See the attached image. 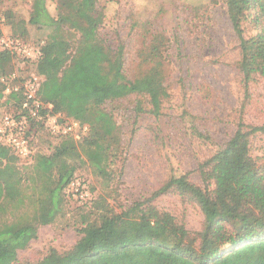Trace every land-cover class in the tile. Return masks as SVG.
<instances>
[{"label": "trees", "instance_id": "16d2710c", "mask_svg": "<svg viewBox=\"0 0 264 264\" xmlns=\"http://www.w3.org/2000/svg\"><path fill=\"white\" fill-rule=\"evenodd\" d=\"M253 1L260 0H227L239 33L243 32L242 12ZM56 12L52 14L46 0H34L29 20L20 22L50 29L45 39L31 41L15 30L10 34L27 42H44L34 67L45 77L38 97L52 103V111L61 113L63 120H78L90 130L75 139L53 134L42 120L30 118L34 152L23 163L30 168L31 191L0 192V210L7 212L11 206L19 211L27 200L35 209L29 216L1 223L0 264L17 262L19 251L37 238L39 226L52 224L63 212L65 189L76 178L79 165L89 163L98 176L108 175L112 145L120 142V136L105 104L130 94H145L152 113L159 115L166 95L158 67L134 80L127 77L123 48L113 50L100 37L103 12L98 0H57ZM3 34L0 27V36ZM260 41L264 51L263 35ZM241 47L246 56L244 41ZM18 61L16 54L0 50V78L15 70ZM4 90L0 80V115L16 111L25 99L22 92L5 99ZM260 132H264V124L241 122L226 144L199 166L204 187L183 174L171 177L154 195L175 188L189 196L205 215L201 230L188 229L147 199L145 207V201L135 203L97 226L87 240L84 237L63 254L52 250L37 264H264V164L252 157L249 141ZM13 154L11 147L0 144V166Z\"/></svg>", "mask_w": 264, "mask_h": 264}, {"label": "rangeland", "instance_id": "374dc122", "mask_svg": "<svg viewBox=\"0 0 264 264\" xmlns=\"http://www.w3.org/2000/svg\"><path fill=\"white\" fill-rule=\"evenodd\" d=\"M33 1L0 0L4 34L15 30L31 41L45 39L50 29L20 22L29 20ZM46 4L55 15L57 0ZM98 6L103 12L100 37L113 50L123 48L127 77L134 80L158 67L166 91L160 114L152 113L145 94L105 104L120 136L112 145L108 175L98 176L89 163L79 165L73 180L87 185L90 195L82 199L72 195L74 190L66 192L63 212L52 224L39 226L37 238L19 251L13 264H37L52 250L66 253L135 203L145 201V207L147 199L188 229L201 230L205 215L189 196L175 188L154 195L171 177L183 174L204 187L199 166L226 144L239 124H264V51L259 48L264 0L253 1L242 12V33L233 26L227 0H98ZM249 141L252 157L264 164V132ZM42 142L46 149L47 139ZM23 162L13 154L0 166V192L30 193V168ZM34 209L27 200L19 211L11 206L0 210V225Z\"/></svg>", "mask_w": 264, "mask_h": 264}, {"label": "built area", "instance_id": "2783aa9c", "mask_svg": "<svg viewBox=\"0 0 264 264\" xmlns=\"http://www.w3.org/2000/svg\"><path fill=\"white\" fill-rule=\"evenodd\" d=\"M43 43L40 45L27 42L11 34L0 36V50L10 51L19 58L16 69L0 78L5 86L4 98L6 99L12 93L20 92L25 97L19 109L3 111L0 115V144L11 147L14 155L23 161L34 152L29 134L30 118L42 120L46 129L53 134L73 135L75 139H80L89 130L87 124H81L78 120H63L61 113L52 111V103H46L38 97L45 77L34 67L42 56ZM71 190H74L72 195L82 199L90 195L87 185H83L78 180H72L65 192L69 194Z\"/></svg>", "mask_w": 264, "mask_h": 264}]
</instances>
